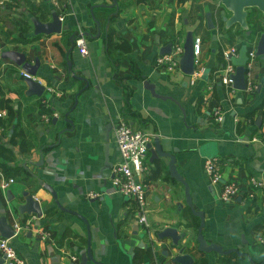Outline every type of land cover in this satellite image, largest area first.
Returning a JSON list of instances; mask_svg holds the SVG:
<instances>
[{
	"label": "crops",
	"instance_id": "crops-1",
	"mask_svg": "<svg viewBox=\"0 0 264 264\" xmlns=\"http://www.w3.org/2000/svg\"><path fill=\"white\" fill-rule=\"evenodd\" d=\"M113 3L16 1L19 7L15 16L23 11L43 22L49 21L52 9H56L62 17L63 33L33 36L34 27H29L30 36L24 37L18 29L17 35L8 38L16 44L10 49L25 52L32 61L39 58L36 79L46 88L42 96L27 95L22 69L11 61H0V99L14 105L19 129L32 144L30 155H17V162L27 164L28 171L35 175L30 173L28 182L12 178L10 188L16 193L39 190L36 197L44 210L35 220L8 211L14 225L23 227L11 239L12 245L25 264H80L81 254L87 249V225L56 206L51 194L41 188L42 181L54 187L63 206L88 220L92 254L104 264H131L139 248L145 252L137 264H171V257L163 255L166 250L171 255L176 253L171 239L159 240L156 236L168 226L186 233L181 246H186L185 252L196 261L225 264L231 259L233 264H264V245L258 242L264 227L257 228L264 224V188L256 190L254 198L248 197L249 178L256 176L264 181V108L248 117L264 100V58L255 56L252 61L253 92L233 93L220 82L221 69L226 65L223 52L243 44L255 51L264 32L262 15L254 10L248 20L254 31L247 36L239 25L224 29L222 17L230 13L221 0ZM10 7L6 4L2 10L11 15ZM208 12L213 14L214 29L208 28ZM15 22L18 24L17 19ZM79 29L88 34L87 55L76 45L69 52L70 38ZM189 30L202 39L203 72L199 78L185 74L181 67L169 70L168 64H157L158 57L163 56L162 48L185 42ZM0 41L2 45V36ZM206 70L209 72L204 79ZM145 81L155 85L157 94L168 98L154 96L145 88ZM76 97L78 102L72 109ZM69 111L73 127L65 120ZM123 119L135 129L150 133L151 144L158 139L164 151L174 154L178 172L190 186L194 208L205 213L203 234L207 242L226 250L238 248L248 256L237 259L234 254L198 252L200 220L186 204L183 184L170 176L169 159L152 163L150 150L145 178L149 186V230L139 222L136 204L113 184L112 169L121 161L114 130ZM66 128L69 130L60 135ZM0 140L13 148L9 137L0 135ZM14 148L19 153V148ZM42 156L44 165L37 166ZM209 156L221 161L224 180L239 185L234 200L223 202L221 187L211 183L204 169ZM1 176L0 169V183ZM7 190L0 186V214L10 205ZM40 229L48 231L46 240L40 238ZM149 247L151 256L146 253Z\"/></svg>",
	"mask_w": 264,
	"mask_h": 264
},
{
	"label": "water",
	"instance_id": "water-1",
	"mask_svg": "<svg viewBox=\"0 0 264 264\" xmlns=\"http://www.w3.org/2000/svg\"><path fill=\"white\" fill-rule=\"evenodd\" d=\"M113 5H116L117 0H113ZM221 4L225 7V9L230 13L229 16H223L222 21L224 22V29L229 30L235 25H239L240 28L244 31H246L247 36H251L253 31L252 27L249 24V17L254 13V10L262 15V18L264 19V0H221ZM208 28L214 29L215 23L212 12H208L206 14ZM32 23H33V36L37 35H61L63 33V22L60 18L59 13L56 11V9H52L50 20L47 22H43L39 20L36 17H31ZM88 34H85V36ZM194 32L192 30H189L186 33L185 42H184V54L183 57L180 60V67L181 70L187 74V75H193L195 71V55H194ZM71 47L69 49V52H71L75 46V40H76V32L74 35L71 36ZM172 51V43H169L168 45L164 46L162 48L161 54H169ZM255 56L264 58V32L260 34L256 49H255ZM248 56V46L243 44L239 48V52L237 56H232L231 60L232 63L236 66V73L232 75V79L234 81V88L240 91L246 90V65L249 61ZM11 61L16 66L20 67L23 72L27 73L29 77H24V82L28 86L26 94L31 95H37L42 96L45 92V86L41 84L39 80L36 79L38 75L39 68L41 66V62L39 58H35V60H31L28 58L27 54L23 51L16 50V49H3L0 45V61ZM68 68L71 70V62L68 61ZM208 70L205 71V74L203 76L204 79L207 78ZM144 86L146 89L150 90L151 93L159 98L167 99L168 97L161 96L157 94L155 90V85L150 84V82L145 81ZM84 90H81L79 93L83 92ZM78 102V99L76 97L75 105L72 109L76 107V104ZM72 111V110H71ZM67 112L65 115V120L70 123L73 127V121L68 118L70 112ZM259 120L261 121V118L259 117ZM56 123L57 120H54ZM69 130L66 128L63 130L62 133ZM70 130H73L70 129ZM13 132V129L11 130V133ZM151 157L150 161L154 163V161H159L164 158H168V169L170 176L183 184L184 190H185V200L187 206L191 209L194 216L199 218L200 223L198 227V235H197V243H198V252L209 254V253H217L220 255H230V254H236L239 257L248 256L246 254H243L239 251L238 248H231V249H224L222 245L217 243H208L205 239V236L203 234V228L205 225V213L203 211L196 210L194 208V202L193 197L190 192V186L187 183V181L183 178V176L178 172L177 166H176V157L174 154L166 152L163 150L162 145L160 144L158 139H155L154 144L149 145ZM214 156H209L208 158H213ZM45 158L42 156L40 162H38L37 166H43L44 165ZM24 167L28 169L27 164H24ZM32 175H34L32 172H30ZM35 176V175H34ZM40 186L43 190L49 192L51 194L55 205L58 206L62 211L69 212L72 214H75L79 218H81L87 225V249L85 252L81 254L80 257V264H88V262H92L93 264H104L102 262H99L95 260L92 249H91V230L88 220L81 215L79 212L75 210H71L63 206L59 199V194L56 192L53 186L47 183H43L40 181ZM39 190H23L20 193H16L13 189L9 188L6 192L7 200L9 202V207H5L4 214H0V237L2 238H8L12 239L17 236L14 229V223L11 221L10 213L13 212L17 214V216H26L30 217V219H37L40 218L43 214V206L42 202L38 200L36 197V194ZM28 223V220L27 222ZM29 225L34 226L33 221H29ZM157 238L159 240H165L170 238L171 239V245L172 248L176 250V253L171 255L170 251H164L163 255L165 257H171V264H195L196 258L191 253H187L186 246H181V241L186 238V233H179L178 229L173 226H168L164 228L163 230L157 232L156 234ZM173 253V252H172ZM133 257V256H132ZM6 257L0 253V264H5ZM131 264H134L133 261Z\"/></svg>",
	"mask_w": 264,
	"mask_h": 264
},
{
	"label": "built area",
	"instance_id": "built-area-1",
	"mask_svg": "<svg viewBox=\"0 0 264 264\" xmlns=\"http://www.w3.org/2000/svg\"><path fill=\"white\" fill-rule=\"evenodd\" d=\"M60 18L62 20V17ZM75 45L80 49L83 55L88 54L85 33L82 29H79L76 32ZM238 52L239 47H232L223 52V58L226 65H224L221 69L220 75V82L228 87L233 93L237 90L234 88V81L232 79V75L236 73V66L232 63L231 57L237 56ZM183 54L184 40L173 45L171 53L159 56L157 64H168L169 70H173L174 68L180 67V60L183 57ZM194 55L195 71L193 76L199 78L202 75L203 67L202 39L198 36L194 38ZM248 56L250 59L246 65V91L253 92L256 88L252 74V61L255 57V51L248 50ZM22 75L23 77H29V75L25 72H22ZM49 91H52V89L49 88ZM6 115V110H0V117H4ZM217 119L219 121L222 120L220 113ZM2 131L3 130L0 128V135ZM114 133L116 143L121 154V161L118 162L112 169L113 184L123 196H126L136 204L138 220L146 227L147 230H149V209L147 201L149 186L146 183L145 178L149 172L148 153L150 150L149 145L152 142V136L144 130L135 129L124 119L116 124ZM204 169L206 174L210 177L211 183L221 187V200L223 202H230L234 200L239 194V185L234 181L224 180L221 161L215 157L208 158L205 161ZM13 182L14 180L12 178L7 180L4 176H1L0 186L1 188L7 190ZM249 184L251 186L250 192L248 193V197L250 199L255 197L256 190L264 188V181L256 176H251L249 178ZM14 229L17 234L22 231L23 227L20 224L15 223ZM39 235L42 240H46L49 237L48 231L42 229L39 230ZM258 242L264 245V233L259 235ZM0 253L6 257L5 264H25V261L18 255L15 247L12 245L11 239L0 237Z\"/></svg>",
	"mask_w": 264,
	"mask_h": 264
},
{
	"label": "trees",
	"instance_id": "trees-1",
	"mask_svg": "<svg viewBox=\"0 0 264 264\" xmlns=\"http://www.w3.org/2000/svg\"><path fill=\"white\" fill-rule=\"evenodd\" d=\"M43 9H45V12H48V9L44 6ZM253 14L249 17V21L252 19ZM252 27V31H254V27ZM109 46L112 45V37L111 33L109 34ZM264 108V100L263 102L253 111L248 113V117H253L255 113ZM0 110H6L7 115L4 117H0V128L3 130L1 132V135L5 137H9V141L12 147H8L3 144V142L0 140V169L3 172V176L5 179H11L14 180L18 178L20 181L28 182L30 179V172L27 168H25L23 165L19 164L17 162V155L24 154V155H30L32 144L25 138L24 133L22 130L19 129V123L17 121V110L14 108V105H11V102L9 100H2L0 99ZM126 112V111H125ZM13 129V132L11 133V130ZM14 147L19 148V153L15 150ZM32 177V176H31ZM34 182L33 179L30 183ZM197 218V217H195ZM198 219V218H197ZM198 225V224H197ZM264 227V224H260L257 226V228L262 229ZM145 251L141 248L137 249V252L135 253V256L133 257V263L137 264L141 262V256L143 255ZM146 253H148L150 256L152 255V247H149L146 250ZM235 258L238 259V256L236 254L233 255ZM196 264H205V261L200 259L199 261H196ZM225 264H233L231 259H227L224 261ZM234 264H240L239 261H236Z\"/></svg>",
	"mask_w": 264,
	"mask_h": 264
},
{
	"label": "rangeland",
	"instance_id": "rangeland-1",
	"mask_svg": "<svg viewBox=\"0 0 264 264\" xmlns=\"http://www.w3.org/2000/svg\"><path fill=\"white\" fill-rule=\"evenodd\" d=\"M16 1L17 0H0V36H2V39L5 43V44L3 43L2 45L1 44L0 45L2 46L3 49H10V48L16 47L15 42L13 40H8V38L10 36L17 35V31L21 30L22 35L23 36L25 35L24 37L31 35V33L28 34L29 33V27H33V24L31 23V21H32L31 18L29 16L23 14V11L22 12L20 11L19 16L14 15V13L17 12L16 8L19 7L16 4ZM18 1L21 2V0H18ZM6 4L11 6L10 7L11 8L10 11H12L11 15L10 14L8 15V13H6V12H8L7 10L6 11L2 10V7H4ZM9 18H11V19H9ZM15 19L18 20V24H16ZM197 32H198V30H197ZM20 35H21V33H20ZM148 207H149V205H148Z\"/></svg>",
	"mask_w": 264,
	"mask_h": 264
}]
</instances>
